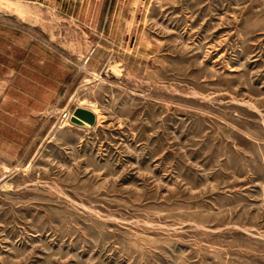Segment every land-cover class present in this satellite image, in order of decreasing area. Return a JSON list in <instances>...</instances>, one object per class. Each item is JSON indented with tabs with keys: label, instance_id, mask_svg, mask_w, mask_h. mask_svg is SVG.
I'll return each instance as SVG.
<instances>
[{
	"label": "rangeland",
	"instance_id": "rangeland-1",
	"mask_svg": "<svg viewBox=\"0 0 264 264\" xmlns=\"http://www.w3.org/2000/svg\"><path fill=\"white\" fill-rule=\"evenodd\" d=\"M0 80V264H264V0H0Z\"/></svg>",
	"mask_w": 264,
	"mask_h": 264
},
{
	"label": "water",
	"instance_id": "water-1",
	"mask_svg": "<svg viewBox=\"0 0 264 264\" xmlns=\"http://www.w3.org/2000/svg\"><path fill=\"white\" fill-rule=\"evenodd\" d=\"M70 122L75 123L80 126H92L96 122V115L95 113L86 107L76 106L70 117Z\"/></svg>",
	"mask_w": 264,
	"mask_h": 264
},
{
	"label": "crops",
	"instance_id": "crops-1",
	"mask_svg": "<svg viewBox=\"0 0 264 264\" xmlns=\"http://www.w3.org/2000/svg\"><path fill=\"white\" fill-rule=\"evenodd\" d=\"M0 84H1V80H0ZM0 88H1V85H0Z\"/></svg>",
	"mask_w": 264,
	"mask_h": 264
}]
</instances>
